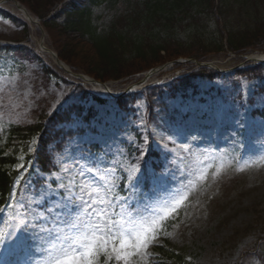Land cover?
Segmentation results:
<instances>
[{"label": "rangeland", "instance_id": "374dc122", "mask_svg": "<svg viewBox=\"0 0 264 264\" xmlns=\"http://www.w3.org/2000/svg\"><path fill=\"white\" fill-rule=\"evenodd\" d=\"M60 7L57 4L53 11ZM0 12L11 17L0 13V43L29 49L22 54L0 51L1 135L11 126L34 124L40 116H53L69 106L82 107L83 116L91 114L88 120L73 114L71 123L57 127L83 133H75L53 153L56 169L51 173L42 175L35 159L20 158L24 167H17L21 177L14 197L0 213V233L18 232L22 220L43 211L50 218L59 213L64 222L61 234L72 235L76 217H88L70 211L73 205L63 199L68 191L58 185L74 178L89 190L97 185L110 188L109 199L115 200L109 211L114 218H119L122 205L148 215L187 196L138 264H264L255 253L264 240V82L248 78L237 85L227 82L232 72L244 67V60L230 53L218 56L212 67L225 71L224 77L199 80L187 91L180 88L184 95L172 90L178 88L175 79L195 68L181 60L175 69L168 63L154 69L156 73L105 83L103 92L65 74L40 51L41 42L53 49L48 34L29 24L13 1L0 0ZM132 85L143 88L125 100L131 102L125 112L112 94L119 96ZM145 85L163 86L153 114L144 98ZM205 171L206 179H198ZM71 191L73 199H87L79 187ZM42 196L44 203H38ZM56 203L67 207L57 209ZM48 207L53 212L48 213ZM26 234L31 249L0 246V264H45L48 233ZM106 261L99 257V264Z\"/></svg>", "mask_w": 264, "mask_h": 264}, {"label": "trees", "instance_id": "16d2710c", "mask_svg": "<svg viewBox=\"0 0 264 264\" xmlns=\"http://www.w3.org/2000/svg\"><path fill=\"white\" fill-rule=\"evenodd\" d=\"M17 1L41 20L62 62L102 83L133 78L180 58L204 62L228 51L236 55L264 51V0H70L55 13L64 0ZM218 76L199 68L178 80L174 91ZM242 78L264 79V66L235 72L232 83ZM156 95V88L147 90L151 113ZM117 103L123 107L122 99ZM71 110L81 115V108ZM69 117L55 115L46 123L40 116L32 125L12 126L4 132L7 138L0 134V203L17 175L19 151L28 153L33 139L39 142L42 169H54L47 147L56 140H60L56 149L64 146L71 132L56 130V124ZM261 254L264 259L260 246Z\"/></svg>", "mask_w": 264, "mask_h": 264}, {"label": "snow or ice", "instance_id": "6c2138e0", "mask_svg": "<svg viewBox=\"0 0 264 264\" xmlns=\"http://www.w3.org/2000/svg\"><path fill=\"white\" fill-rule=\"evenodd\" d=\"M92 171L93 168H89V172ZM216 174L218 173H213ZM79 175H84L83 170ZM206 177L205 171L198 179L204 180ZM58 187L68 191V195L63 199L73 205L70 211L82 212L88 219L84 220L83 216H77L76 221L71 224L73 234L62 235L60 229L64 222L59 213L55 218H50L43 211H38L32 220L20 222L18 232L0 233V246L10 250L15 248L30 250L31 237L26 234L28 231L37 235L48 233L50 247L47 249L48 259L45 264H99L101 255L107 258L106 264H138L143 257L149 255L147 249L158 239L165 222L177 213L187 198L186 195H182L148 215H144L141 210L122 205L121 211L117 214L119 218H114L109 211L115 200L114 196L109 199L110 188H101L97 185L89 190L87 185H77L74 178L70 179L67 185L61 183ZM73 187H79L80 191L87 195V199L83 196L73 199L71 191ZM38 203H44L43 196ZM20 207L24 205L21 204ZM61 207H67V204L56 203L55 208ZM53 210L52 207L47 209L48 213ZM25 215H28L27 209ZM44 222H47V226H42Z\"/></svg>", "mask_w": 264, "mask_h": 264}, {"label": "bare ground", "instance_id": "6f19581e", "mask_svg": "<svg viewBox=\"0 0 264 264\" xmlns=\"http://www.w3.org/2000/svg\"><path fill=\"white\" fill-rule=\"evenodd\" d=\"M15 8L22 14V16L25 18V20L27 22L31 23L32 25L37 26V23L33 19L29 18L30 15L21 6H18V5L15 4ZM40 47H41L40 50L43 53L50 55L52 57V60L55 63V65L58 66V68H60L62 71H64L65 74L69 75L70 77H72L74 79H80L86 85L93 86L94 88H96V89H98L100 91L104 92V90H106V88H107L106 86L105 87L104 86H100L99 84H96L95 82H93L90 78H78V76L76 74H73V73H71L69 71L68 67H66L65 65L59 64L57 62V60L51 55L50 50H48L47 48L43 47L42 45H40ZM251 60H253V61H261L262 62V61H264V55L260 56V57L253 56V57H251ZM149 76H151V75L150 74L147 75V76L145 75L144 76L145 79L143 81L147 80L149 78ZM140 88H141V86H139V85L137 87L136 86H131V89H130V90H132L131 93H133L135 91H138Z\"/></svg>", "mask_w": 264, "mask_h": 264}, {"label": "water", "instance_id": "95a60500", "mask_svg": "<svg viewBox=\"0 0 264 264\" xmlns=\"http://www.w3.org/2000/svg\"><path fill=\"white\" fill-rule=\"evenodd\" d=\"M58 62L61 64V61L60 60H58Z\"/></svg>", "mask_w": 264, "mask_h": 264}]
</instances>
